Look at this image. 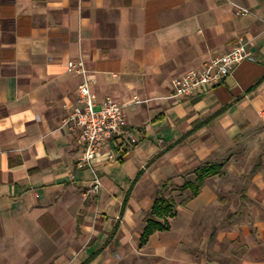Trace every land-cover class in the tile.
<instances>
[{
    "label": "crops",
    "instance_id": "1",
    "mask_svg": "<svg viewBox=\"0 0 264 264\" xmlns=\"http://www.w3.org/2000/svg\"><path fill=\"white\" fill-rule=\"evenodd\" d=\"M240 38L255 60L169 98ZM79 59L95 109L127 120L98 147V191L65 123ZM157 198L169 229L142 244ZM0 264H264V0H0Z\"/></svg>",
    "mask_w": 264,
    "mask_h": 264
},
{
    "label": "built area",
    "instance_id": "2",
    "mask_svg": "<svg viewBox=\"0 0 264 264\" xmlns=\"http://www.w3.org/2000/svg\"><path fill=\"white\" fill-rule=\"evenodd\" d=\"M230 4L234 8L236 16L252 14L247 7L235 2H230ZM253 60L255 58L249 50V43L240 38L229 52L201 68L191 69L183 75L173 77L171 80L172 93L169 98H184L195 95L206 86L218 84L224 77L231 74L240 63ZM67 67L68 70H75L80 75L81 82L78 86L79 106L72 111L65 123L81 131L77 140V144L82 146L78 166L92 172V189L98 191L101 182L94 169L98 147L122 134V128L127 125V120L123 107L111 98L106 99L100 109H95L94 100L96 97L91 92V83L82 59L69 62ZM134 101L136 103L142 102L138 97L134 98ZM123 135L132 143L136 142L130 132L125 131Z\"/></svg>",
    "mask_w": 264,
    "mask_h": 264
},
{
    "label": "trees",
    "instance_id": "3",
    "mask_svg": "<svg viewBox=\"0 0 264 264\" xmlns=\"http://www.w3.org/2000/svg\"><path fill=\"white\" fill-rule=\"evenodd\" d=\"M222 166L210 165L202 166L198 169L199 174L194 182H187L184 189L189 188L196 194L208 176L216 175ZM173 215V206L170 201L164 198H157L150 213L145 217L146 226L142 234L141 243L145 244L149 236L155 231H165L169 229L167 217Z\"/></svg>",
    "mask_w": 264,
    "mask_h": 264
}]
</instances>
